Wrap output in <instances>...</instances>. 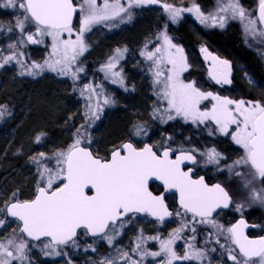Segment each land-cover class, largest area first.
<instances>
[{"label": "rangeland", "instance_id": "374dc122", "mask_svg": "<svg viewBox=\"0 0 264 264\" xmlns=\"http://www.w3.org/2000/svg\"><path fill=\"white\" fill-rule=\"evenodd\" d=\"M73 2L78 8L73 32L71 36L66 32L61 34L58 51L54 54L52 36L41 35L30 18L22 31L16 23L24 19V10L18 3L11 7L5 6L7 0H0V112L4 113L0 116V209L13 201L14 193L17 201H23L22 196L33 197L38 186L46 187L49 172L55 174L64 167L63 163H58L57 154L67 152L77 138L81 140L80 146L89 147L95 156L106 159L126 141L135 147L147 142L159 153L166 145L192 148L195 136L203 137L204 131H210L212 126L219 131L214 120L193 122L168 110L167 100L163 98V81L173 67L168 62L170 58L179 61L182 56L187 65L179 75L180 80L193 83L201 92L212 93L200 101L201 112L210 111L217 103L214 96L264 104V83L253 79L252 70L238 60L227 59L202 38L210 32L235 30L243 45L264 66V35L260 34L263 31L259 23L255 34L246 31L248 21L257 20L259 0H209L208 6H201L195 0H155V3L132 4L131 7L128 0H108L109 4L118 2L128 11L92 24L82 35L85 50L71 59L73 52L69 49V60L65 62L61 42L76 40L85 14L80 11L84 0ZM230 2H238L244 9L243 18L238 14L234 16L231 9L221 11ZM103 3L104 0H97V5ZM165 5L180 10L175 20ZM84 7L87 10V6ZM211 16L217 21L223 16L224 26L220 27L211 19L201 22L202 17ZM144 19L152 23L151 28L140 30ZM181 24L193 35L194 42L190 46L174 36ZM29 35L39 42L28 40ZM165 36L175 47L165 42ZM177 48L183 52H177ZM150 53L152 58H149ZM8 56L15 58L5 63L4 58ZM110 58L112 68L107 67ZM222 60L231 66L228 75L231 83H217L213 78V75L220 76ZM49 64L54 65V69ZM157 72L163 75L157 78ZM117 73L119 75H115ZM106 100L109 103H105ZM89 108L100 118L93 120ZM247 171L245 177L251 175L248 168ZM18 174L25 176V182H30L26 192H17L14 186L13 178ZM60 185L61 181L56 180L53 189ZM0 220L4 221L0 225V243L7 244L12 239L16 244L24 241L28 245L26 259L12 260L11 264H68L69 261L71 264H102L109 260L113 264H132V261L166 264L161 242L169 240L173 241L171 247L177 256L187 253L191 257L175 260L173 264H234L229 259V249L240 264H244L226 226L188 221L180 214L169 223L133 215L121 221L123 227L121 222L110 226L99 238L91 239L82 230L75 245L48 248H45L49 244L47 240L33 243L26 239L19 222L8 219L5 211H0ZM107 237H113L111 243ZM138 244L139 250L134 252ZM9 251L15 254L14 246H9ZM57 251L63 254L55 255ZM152 252H161V255H145ZM197 252L203 253L199 259L195 257ZM251 264H259L258 258Z\"/></svg>", "mask_w": 264, "mask_h": 264}, {"label": "snow or ice", "instance_id": "6c2138e0", "mask_svg": "<svg viewBox=\"0 0 264 264\" xmlns=\"http://www.w3.org/2000/svg\"><path fill=\"white\" fill-rule=\"evenodd\" d=\"M17 3L19 8L24 10L25 16L23 20H17L16 26L23 31L25 21L31 18L36 23L37 31L41 35L52 36L53 53H57V42H60L61 34L66 32L71 36L73 32V13L77 9L73 6L72 0H22V2L7 0L5 6L16 7ZM146 3H155V0H128L129 7L132 4ZM259 3L258 21L250 19L246 26V31H252L253 34H255L257 23H264V0H259ZM84 5L87 6V10ZM165 7L175 20L180 10L167 5ZM228 9H231L234 16L237 14L241 18L245 16L244 9L239 6L238 2H230L221 11ZM80 11L85 14L82 16L76 40L69 39L61 42L64 46L65 62L69 60V49L73 52L71 59H75L76 55L85 50L82 35L92 24L120 16L121 13L128 10L118 2L109 4L108 0H104L102 5H97V0H84ZM196 11L199 10L196 9ZM128 16L131 19L130 13ZM205 19H211L214 23L218 22L220 27H223L225 23L223 16L219 21L215 16L202 17L201 22H204ZM260 34L264 35V32ZM27 39L34 43L39 42L33 40L31 35ZM164 39L170 47H175L167 36ZM176 51L182 53L183 49L177 48ZM119 53L118 49L117 54ZM14 58L15 56L5 57V63ZM149 58H152L151 53ZM168 62L173 65L169 70L170 74L163 81V98L167 100L168 110H174L177 115H182L186 119L190 118L193 122L214 120L219 125V131L226 134L230 126L235 125V131L231 133L232 139L243 148L245 153L235 163L249 165L254 170L255 176L264 178V104L243 100L237 102L214 96L212 98L217 103L212 106L210 111L201 112L198 107L200 101L212 96V93L201 92L193 83L186 84L180 80V73L187 67L182 56L179 61L170 58ZM46 63L48 62L46 61ZM56 63H61V61H56ZM219 63L222 66L220 76L213 75V78L217 80V83H231L228 79L231 67L229 62L225 60ZM48 66L54 69V65L49 64ZM34 67L42 66L34 65ZM107 67H114L111 58ZM29 74H32L30 69ZM155 75L159 78L163 73L157 72ZM105 103H109V101L106 100ZM232 105L234 107H231ZM89 113L93 120L100 118L98 113L92 111L91 108H89ZM3 114L0 112V116ZM172 118L169 116V119ZM77 132L79 133V129ZM39 139L40 137H37V140ZM80 144L81 140L77 138L69 146L67 152L57 154L58 163H63L64 167L55 174L49 172L46 187L38 186L34 199L19 202L15 199L16 194L14 193L11 198L13 202L6 203L5 208L0 209V211H6L11 217L22 221L23 227L20 231L26 233L28 237L35 240H39L41 237L49 238V244H46L45 248L68 245L69 243L75 245L77 230L81 228L92 235L105 233L110 225L114 227L120 218L128 213L149 212L160 220H163L164 216L171 215L164 204L163 196H154L148 191V181L152 177L163 181L166 190L177 189L180 193V204L186 212L193 213L194 217L197 215L208 217L220 204L227 206L228 193L219 184L209 188L203 178L192 180L187 172L181 170L180 164L184 160L195 159L190 154H182L175 160H170L167 150L161 158L149 146L137 150L131 144H124L121 149L126 154H122L121 149H117L112 152L110 159H104L93 156L86 148L80 147ZM207 157L209 162H213L217 161L219 154L213 149L207 153ZM41 175L43 176V173ZM56 180H60L62 186L53 190ZM85 189L90 191L94 189V194L88 195ZM252 198L264 202V196L255 191H253ZM3 224L4 221L0 220V225ZM120 226L123 227L122 222ZM242 226L246 227L243 220L228 231L232 234L233 241L244 258V264H251L253 258H258L259 264H264V237L249 239L243 235ZM176 231L178 232L179 229ZM107 239L111 243L113 237H107ZM172 243V240L161 242V252L167 257L166 264H173L175 260L191 258L187 253L183 257L177 256L176 252L172 250ZM9 246H14L15 254L9 251ZM27 247L26 242L21 241L16 244L12 239H9L7 244L0 243V264H11V261L16 259L23 261L26 259L25 249ZM138 250L139 244L133 251ZM232 251L229 249V259L234 264H240L237 256L231 254ZM161 252L145 253V255L160 256ZM54 254L62 255L63 253L57 251ZM123 255L127 257L128 254L124 253ZM201 256H203L202 252L195 253L197 259ZM68 264L71 262L69 261ZM102 264H113V262L109 260ZM132 264H137V262L132 261Z\"/></svg>", "mask_w": 264, "mask_h": 264}, {"label": "flooded vegetation", "instance_id": "af4514ba", "mask_svg": "<svg viewBox=\"0 0 264 264\" xmlns=\"http://www.w3.org/2000/svg\"><path fill=\"white\" fill-rule=\"evenodd\" d=\"M258 64L260 72L264 75V66L260 62ZM253 79L257 83H264V77L259 78L253 76ZM235 95L241 97V94ZM234 131L235 125L230 126L227 134L218 131L215 126H212L210 131H204L205 135L203 137L195 136L192 148L179 149L174 145H166L162 149L172 151L170 159H175L178 153H186L194 156V160H184L181 163V170L189 173L192 180H200L203 178L204 183L209 188L219 184L229 196L228 208L226 210L220 209L213 216L204 218L199 216L194 217L193 213L186 212V210L178 205V199L175 194L166 195L164 201L167 208L171 211V218L165 223L173 222L175 216L180 214L188 221L193 220V222L198 221L200 223L211 222L222 228L226 226L230 229L232 224L242 218L248 224L252 225L247 231L248 237L264 236V202L253 200L252 198L253 191L264 196V178L255 176L254 170L249 165L235 163L245 153L243 148L233 141L231 133ZM152 149L156 155H159L162 151L158 153L153 147ZM213 149L219 154V157L217 161L209 162L207 153ZM247 168L250 170L251 175L245 177V174L248 172ZM150 191L154 194H159L163 189L156 184H151ZM228 234L232 240L229 231Z\"/></svg>", "mask_w": 264, "mask_h": 264}, {"label": "trees", "instance_id": "16d2710c", "mask_svg": "<svg viewBox=\"0 0 264 264\" xmlns=\"http://www.w3.org/2000/svg\"><path fill=\"white\" fill-rule=\"evenodd\" d=\"M195 2H197L201 6L209 5V0H195ZM142 22L144 26H141L140 30H143V29L147 30L151 28L152 23H149L148 20L144 19V21L142 20ZM174 36L176 38H179L187 46L192 45L194 42L193 35L190 33L188 27H186L185 24H181L179 27L176 28V32ZM135 37H137L136 33H134V38ZM202 38L206 40V44L208 46L216 49L224 57H227V59L229 58L231 60H238L242 62L243 64H245L250 70H252V73L255 76L259 78L264 77V75L260 72L257 59L251 53V51H249L248 47L243 45V43L240 40V37L238 36L235 30H228L223 33L210 32V33L204 34ZM108 134L109 132L107 133V135ZM118 134L116 135V138L118 137ZM1 175L2 174L0 172V176ZM23 176L22 174H18L14 176L13 178L14 186L16 187L17 192H24V191L26 192V190L30 187L29 180L25 182L26 178L25 176L24 177ZM28 179L31 180V177L28 176ZM22 197H23V201L29 200L32 198V197L28 198L26 196H22Z\"/></svg>", "mask_w": 264, "mask_h": 264}, {"label": "water", "instance_id": "95a60500", "mask_svg": "<svg viewBox=\"0 0 264 264\" xmlns=\"http://www.w3.org/2000/svg\"><path fill=\"white\" fill-rule=\"evenodd\" d=\"M72 2H73V0H72ZM73 6H74V7L77 9V11H78V8H77V6H75L74 2H73ZM77 11H76L75 13H73L72 25H73L74 22H75V19H76V16H77ZM259 15H260V5H259V6L257 7V9H256V18H257V20L259 19ZM30 19H31V18H30ZM32 21H33V20H32ZM33 22H34V21H33ZM34 23H35V22H34ZM258 23H259L260 28H261L262 31L264 32V23H260V22H258ZM35 24H36V23H35ZM0 49H1V46H0ZM124 144H131V145L135 148V146H134L131 142H128V141L123 142L119 147L113 149V150L110 152V154H109V156H108L107 159H110V158H111L112 152H113L114 150L121 149V146L124 145ZM145 146H149V147H151V145H150L149 143L146 142V143H144L140 148H135V149L140 150V149H143ZM80 147H82V148H86L88 151H90V152L93 154L92 150H91L89 147H84V146H80ZM151 149H152V147H151ZM166 150L169 152V159H170V155H171L172 151L169 150V149H164V150H162V151L160 152V154L157 155V156L163 158V153H164ZM121 151H122V154H126L122 149H121ZM152 151H153V149H152ZM153 152H154V151H153ZM154 153H155V152H154ZM182 154H184V155H188V154H186V153H178V154L176 155V158H177L178 156H181ZM93 156H95V155L93 154ZM95 157H97V156H95ZM98 158H99V157H98ZM176 158H175V159H176ZM175 159H170V160H175ZM180 166H181V164H180ZM188 174H189V173H188ZM151 184H156V185H158L159 187H161V188L163 189V191H162L161 193H159V194H154L153 192L150 191V185H151ZM60 186H62V184H61ZM147 187H148V191L151 192L154 196H161V195H162L163 198H164L166 195L175 194V195L177 196V199H178V200H177V201H178V205H180V206L183 208V206L180 204V193H179V191H178L177 189H168V190H166L165 187H164L163 181L158 180V179H156L155 177H152V178L149 179ZM89 188H90V186H89ZM53 190H55V189H53ZM85 191H86V193H87L88 195H93V194H94V189L91 190V191H90L89 189H85ZM36 193H37V190H36ZM36 193H35V195H36ZM35 195H34L31 199H29V200L34 199V198H35ZM24 201H25V200H24ZM12 202H13V201H12ZM19 202H23V201H19ZM10 203H11V202H10ZM228 203H229V201H228ZM228 203H227V206H226V207L224 206V204H221L219 207H216V208L212 211L211 215L208 216V217L213 216V215H214L218 210H220V209H224V210H226V209L228 208ZM164 204H165V206H166L165 201H164ZM166 208H167V206H166ZM183 209H184V208H183ZM184 210H185V209H184ZM167 211H168L169 213H171V211H170L168 208H167ZM5 213H6V217H7L8 219L16 220V221L19 222V224H20L19 228H20V230H21L22 227H23V223H22V221H19V220H18L17 218H15V217H11L6 211H5ZM189 213H191V212H189ZM131 215H139V216L148 217V218H150V219H152V220H154V221H158V222H160V223H165V222L169 221L170 218H171V215H167V216H164L163 220H160L157 216H154V215H152V214L149 213V212H134V213H128L126 216L121 217L119 222H121V221H123V220L129 218ZM197 216H198V215H197ZM199 217H200V216H199ZM204 218H205V217H204ZM241 220H243V221H244V224L246 225V227H245V226H242V227H241V231L243 232V235H244V236H247V231L252 227V225L248 224V223L245 221V219H242V218L238 219L234 224H232V225L230 226V228H232V227L235 226V225H238L239 222H240ZM119 222H117V223H119ZM110 226H111V225H110ZM82 230L85 231V230L82 229V228L77 230V236H78V233H79L80 231H82ZM106 231H107V229H106ZM21 233H22V232H21ZM22 234H23V236H24L26 239H28L30 242H33V243H38V242L43 241V240H48V241H49V238H46V237H41L39 240H35V239L31 238V237H28L26 233H22ZM86 234H87V236H88L89 238H91V239H96V238H99V237L103 236L105 233H97L96 235H92L91 233H86ZM77 236H76V237H77ZM231 236H232V234H231ZM247 237H248V236H247ZM260 237H264V236H258V237H253V238L248 237V238H249V239H259ZM75 239H76V238H75ZM232 240H233V238H232ZM233 243H234V241H233ZM234 246H235V248L237 249V251L239 252V248H238V246H237L235 243H234ZM239 254H240V252H239ZM240 255H241V254H240ZM253 259H257V258H253Z\"/></svg>", "mask_w": 264, "mask_h": 264}]
</instances>
